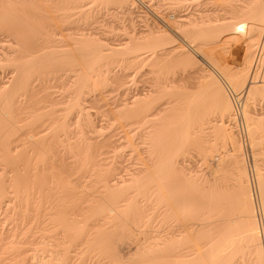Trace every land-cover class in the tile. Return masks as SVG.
<instances>
[{
	"label": "bare ground",
	"instance_id": "1",
	"mask_svg": "<svg viewBox=\"0 0 264 264\" xmlns=\"http://www.w3.org/2000/svg\"><path fill=\"white\" fill-rule=\"evenodd\" d=\"M162 1V3H165V0ZM169 1L171 0H168V2ZM178 1L176 2L180 3L182 1L183 3V1H189L191 4H194L196 0ZM208 1L218 8L217 11L212 10L211 12H205L204 14L201 13L202 15L198 14V16L200 15L199 17H197V15L194 13L196 15L195 18L192 14L191 16L193 18L187 17L188 19L186 20L184 17H186L187 14H185V16L182 15L184 16L182 19L180 18L182 17L181 15L179 17L178 13V15L175 14L176 10L178 9L173 11L174 14L169 12L171 14L169 18L168 13V15H166L167 18L162 17V15H156L158 11L155 13L154 10H152L154 8H152V6H154V0H0V39L2 38L1 42L3 39H8L5 42L6 45L3 43V47L0 52V55L3 58H0V62H5L9 66L11 65L13 69V71L10 72L11 76L8 77L9 79L7 78V81H0V155L5 162H3L4 167L0 168V197L2 198L4 195L12 194V196H16V198L14 197L15 200H18L19 198V201L17 202L16 200L17 203H14H20L19 206L16 205L19 207L20 211H23L20 213V215L24 214L25 220L27 219L26 221H28V225L27 223L26 225H30L28 227L29 229H27V227L25 229L22 226L21 228L19 227L20 230L24 229V234L26 231H31V229H33V226H31L32 222L29 224L30 221L36 222L46 220L49 224H52L53 222L55 223V217L57 218L60 216L63 218L62 221L64 223H66V221H70L76 226L75 228H77V230H74L79 233L78 235L85 236L84 243H86V246H89V244L91 245L92 243L94 244L93 248L95 247V250H103L101 252L98 250V252L100 255L104 252V256H106L107 260L109 261L102 264H124L122 263L124 260H118L112 252L113 249H111L112 245H110L111 243L109 241V232H107L110 230L105 228L107 224H104L105 226L103 225L104 228L99 224L94 226L91 225L93 227L89 228V212L90 215L94 217L100 213L106 212L108 214L106 218H110V220H122L123 224L125 219L123 220L122 215L125 213L128 215L129 213H133L136 215V217L139 216V206L134 198L129 199L128 197V201L125 203L126 205H120V202L124 204V200L127 199L122 197H125V194L128 190H133L135 192H138L139 190V193L140 191H143L141 194H147V192H150L148 190L149 188H147L149 185L152 186H150L151 191V188L156 186L157 189L153 190L158 191L157 195L159 199H163L160 201H164V203H162L163 206L168 202H170V204L173 206L172 201H174L175 204V200H177L176 198L178 195H181L179 194V191H181V184L178 186V188L176 187V189H173L172 186L171 188H168V186H165V184L167 185V183H169V186L173 185L175 183L174 179L178 178L179 175V178H183L184 176L185 178L187 177V180L183 178L182 181H188V184H182L186 186L189 185L187 189L191 188V193L189 192V194H185V197L188 195V204L190 206H195L194 204L196 203L198 204L196 206H199L198 209L195 206V208L192 210L189 209L190 207L187 205L190 211L192 210L197 213V215L194 214L195 216H192L194 217L193 220L195 218L197 219L196 221L191 219L193 221L192 223L188 217V220L190 221L186 220L188 221V223L185 222L186 227L190 225L195 227L194 229H192V227L190 230L187 229L186 231L188 235L185 234L187 236L184 237L183 235L182 237L185 242L192 244L194 242V247L193 245L190 246V244L189 247L187 246V248L191 250L190 253L188 255L183 254L184 256H180L178 255L179 253H177V250L182 246V243L179 244L181 240H179V238L182 234L178 236L179 238H177V240L171 238L170 236H167V238L166 236L164 238L159 236L160 238L157 237L156 239L152 237L153 239L151 238L150 240V238H146L144 236V240L140 242L141 244L137 245L139 247L136 246L137 248L135 249L134 253L129 256L132 260L134 259L133 261L136 260L135 264H264V247L261 240V227L259 220L257 219L258 213H260L262 215L264 224V112H261L259 116L253 114L254 104H256L258 100L264 99V67L262 69L255 70L254 72H249V69L251 70L252 67L251 63L253 62V55L256 46L264 34V0ZM196 2L198 3L200 1L197 0ZM155 3H157V1ZM142 6L145 8L146 14L148 12V14H150L153 18H151V21L146 23L145 30L137 32L135 29H133L135 21L134 19H136L134 16L136 15V10ZM150 15L147 16L149 17ZM148 19H150V17ZM115 21H118L122 24L120 31H122L123 37L120 38V36V40H117L118 42L115 44H110L106 42L101 36L105 34V32L107 33L112 29L117 30V28L114 29L113 25V22L115 23ZM125 23L128 25L127 27ZM106 27L111 29L107 31ZM106 35L105 37H107ZM173 36L176 38L184 37V40L182 39V41L186 42L187 48L184 46L186 50L182 47V49L180 48L179 50L177 47L175 48L170 45V43L173 42ZM240 37H242V39H240ZM237 42H240L239 46L237 48L233 47L234 43ZM140 51H149L150 54L148 53V55L141 57L143 54L140 53ZM129 55L131 57H129ZM116 56H118V59L119 57H122L123 59V56L132 58V64L130 62V65L132 66L133 64L134 66H138V61H145L151 58L152 61L150 63L153 64V67H156L157 70H155L158 72L159 76H161V74H166L164 80L162 76V79L159 76L157 79H155L153 88L148 91L147 94L137 96L127 103L124 101L125 104L122 105V109L119 111L122 114V117H129L136 121L135 123H146L151 120L149 119L150 117L154 116L152 123H150L151 125L148 124L150 126H147L146 128V132L143 131V134L140 133V138L148 141L147 144L150 146H148V153L146 152V154L149 156H147V158L144 160V166L140 168L141 170H135V172L129 175V179H114L112 174L107 171L109 173L108 177L109 175L110 177L109 180L104 181V191L93 194L91 191L87 190L85 186H81L80 196L83 197H78L79 199L76 200L79 201L80 199L85 198V201L84 199L82 201H84L83 203L86 205L85 207L81 208L80 213L78 211H73L74 209L68 212L69 214L65 213V220L63 214L59 215V203L67 201L68 198L75 197V195L77 198V196H79V193H77L79 190L73 188L72 186L70 187V183H67V181H65V184L67 183V185H65L66 189L62 188L64 189L62 191L59 188L64 177H62V175H64L65 171L62 169L60 162L52 157V154H48L47 150H49V147L44 145L46 141L44 138L48 133L51 135H56L60 129L63 130L65 128L64 126L66 123L64 122H66L67 119L65 120L64 118V122H62V124L59 122V125L57 122L61 120L57 121L54 118H56L55 112L57 114H61L62 116V112H64V115H66L67 112L65 111L67 110L65 109L64 111L62 109H57L59 111L57 112L56 109H54L55 107L53 108L52 106V108L55 110L54 111L51 108V105L47 106V103H41L44 102L42 100L46 99L45 97L48 96V92L46 93L47 96H45V91H43V88L45 90L46 86L44 84H41L40 87H38L40 84L37 85L39 90L43 91L44 96H42V94L39 95L35 90H32L35 87L34 86L32 88L33 85H30V83H32L31 80H33L32 76L35 73L38 74L39 72H41V75L45 73V76L51 73V71L57 73L60 71L59 64L65 68H60L61 70H66L65 66L69 65H71L70 68H73V66H79L78 71L80 73V77L77 80H74V82L77 81L75 86L72 84L73 88L77 86L75 89L76 91L70 86L72 88L71 90L75 94L73 93L74 96H71L72 100H69L70 102L68 101L69 104L67 103V106L69 107L68 109H77L76 107H78L79 110L84 111V107L82 108V103H80L82 102L80 101V98L84 96L82 95L84 88H92L91 90H96L101 85H107V80L111 79L112 82H115V77L117 78L118 75L115 73V75H111V73L108 72V69H110L108 67L110 66H107V60H110V58L112 59V57L114 58ZM197 57L200 58V67L196 65ZM234 57H238L237 59H239V62L241 61L242 67L239 66L236 70H231L230 68L232 62L230 63V61L233 60ZM127 59L128 58H126V60ZM112 60H115V58ZM104 62L107 64L105 65ZM146 62L149 64V61ZM0 65L2 66V63H0ZM103 65L106 66H104V72L101 70L103 69ZM193 65L195 67H199L197 70H200L202 74L200 75V73H197L196 75L199 74L200 76L193 77V71L191 72L190 70V74L186 70L188 72L187 74L189 75H185L186 67L188 66V68H192ZM176 66H179L181 69L184 68V75H182V72H180L182 73L181 75L178 73V68H176L178 72L174 71ZM119 67H121V65ZM171 68H173L172 71L178 73V75L173 73L175 77L180 75V79H178L180 80L179 84L174 85L177 83L174 81L176 80L174 78H172L173 80H169L171 75L169 78H166L169 76V72L168 74L161 73L162 71L165 72L164 70L171 71ZM45 69L52 70L46 74V72L49 70L44 71ZM121 71H119V73ZM156 71L154 72L157 73ZM107 73H110L111 77L113 75L115 77L110 78V75L108 74V76ZM44 75L42 76L44 77ZM65 77H62V79ZM120 79L118 80L121 81ZM162 80L163 82H161ZM44 81H47L45 80V77L44 80L42 79V83ZM170 81L173 82L171 83ZM239 88V93H235V90ZM243 90H245V93L243 95V102L241 103L240 96L235 98L234 95H239ZM41 91L40 93H42ZM18 92L21 93L20 95H23V93L25 94L26 99L24 101L22 100L21 102V100L18 101L16 99V94ZM48 97L50 99L52 98L50 93ZM162 98L165 99L163 100ZM47 100H45V102ZM51 101L52 102L49 100V104L55 103V101L53 102V99ZM235 103L240 106L245 142L248 140L247 144L249 146L250 152L252 153L253 168H251V171H249L248 166L246 167L247 160L245 149L242 150L239 140H235V132L237 130V119L234 106ZM77 111L78 110H76V112ZM69 115L71 116V114ZM79 115L85 117L86 113H79ZM44 116H50L47 117V121L51 123H46V125L50 124L47 126V129L50 128V130H47L48 132L45 131L46 129L44 128V125V129L42 126H37L35 128V126L43 120ZM60 117L58 116L57 118L59 119ZM51 118L53 119L51 120ZM42 122L45 123L44 120ZM55 122L58 124V127H56L57 125H55ZM88 125L91 126L89 122H87V127ZM44 131L46 132V136ZM165 134H173V136L171 135L170 139L169 136H167L168 141L170 140L169 142L166 140V138L163 139ZM214 134H216V136H218L222 141H225L226 139L232 141V150L228 152L227 155H225V158L219 162L218 168L216 170V173L221 177L220 180H224L226 182L225 185H220V183L217 181L210 182L205 177H202V175L194 174V176H192L190 174L191 172L188 175L185 174V166L183 167V164H181L182 162H178L176 160L179 155L176 156L177 154L175 155L172 153H176L177 151V153L179 152V154H181L180 150H182L189 141H195V143H197L199 146H204V149L202 147L200 148L201 152L204 150L203 155H206V153L211 151L212 148H215L214 144H210V139L212 135L214 136ZM53 138H55V136H53ZM53 138L51 140L49 138L50 143L53 141ZM164 140L167 141V146L170 147H167L166 149L162 144L163 146L161 145L162 148L159 150V147L157 146H159L162 141V143H166ZM77 141L88 143V140L83 141V138L82 140ZM93 143H91L90 146L89 143L85 144L87 146L86 149L88 148L87 150L90 152L92 149L90 150L89 148H91ZM94 145L95 144H93V146ZM222 146L224 145L222 144ZM243 146L245 148V144H243ZM150 148H155L156 150L158 149L157 152L160 151L161 153L163 148L166 149L167 151H163V153L166 151V155L164 156L165 158L161 157L160 159L159 156L156 159L153 154L155 153L154 155H156L159 153L153 152ZM87 150H84L83 152L85 155H87V153L88 155L94 154L86 152ZM161 153L160 155L162 156ZM86 158H89L86 159V161L94 160L91 156ZM87 164L88 161L85 165ZM141 165H143V163ZM180 175L183 176L180 177ZM8 176L9 180L5 179V177L7 178ZM250 176H253L252 178L254 179L257 188L258 193H256L258 194L257 196L259 199V204H256L257 201H255L256 199L251 186L252 184L250 183ZM172 177H174V179H172ZM168 179L171 182L173 180V184H171V182H167ZM6 180L8 184L5 182ZM66 180H68V178ZM110 182L112 183L110 184ZM186 186L181 187L184 189ZM77 187H79V185ZM144 188H147L148 191H146ZM186 192L188 193V191ZM153 194L154 193H152V195ZM181 198L183 199L184 195ZM132 199L135 201L133 202ZM159 199L157 198V201L155 200L156 203ZM71 200H73V198ZM75 202L73 201V203ZM161 202H158V208L162 206ZM184 204V206H186V202ZM257 205H259V212L257 211ZM167 206L168 205H166V207ZM176 206L178 205H175V207ZM182 206H178V209L175 207H170L171 213L173 214H171L172 218H175L176 215H178L179 218L180 215L184 214V211L187 212V207ZM193 206H191V208ZM157 207L156 210H158ZM182 208H186V210L184 209L183 211ZM181 210L183 214H180ZM168 211V209L167 211L166 209L161 211L160 216L163 215L164 217L165 215V217L169 216L171 218L169 215L170 212ZM192 211L191 214L193 215L194 212L192 213ZM165 212H167L168 215ZM86 213H88V216ZM14 215H16V213ZM132 215H130V219H132ZM18 216L19 215H17V217ZM70 216H72V218ZM78 216L81 217V219H78ZM60 217H58V219ZM24 218L22 219L24 220ZM125 218L127 219L126 216ZM128 219L127 221H131ZM23 220L21 221L23 222ZM133 221L135 222V219ZM22 222L20 223L22 224ZM120 222L119 224H121ZM189 222L191 223L189 224ZM36 223L39 225L38 222ZM160 223H163V221H160ZM109 224L111 225L112 223ZM176 225H179V223ZM176 225L174 224V226ZM50 226L52 225H49V227ZM113 226H115V224ZM36 227L37 226H35V228ZM122 227L124 228V225H122ZM53 228L56 229L57 226L54 225ZM108 228L110 229V227ZM115 228H117V226ZM47 229L49 228L42 230L48 231ZM20 230H18V232ZM140 230L138 231L140 233H145L146 231L141 230L143 231L141 232ZM16 231L13 232L12 230L13 234L10 232L9 235H7L8 232L6 231L7 234L5 233V235L7 236L5 237L7 240H9L7 241L5 239L6 247L1 246L0 254L3 250V254H5V252L10 254V252L14 251L18 252L16 254L19 256L22 253L21 250L24 249L22 248L23 243L20 242L21 244L19 245V241H15L14 239L10 238L17 234ZM23 231H20L22 235H24L22 233ZM14 233L16 234L14 235ZM1 234H3V237H0L3 239L0 238V242H3L1 240H4L5 238L4 233L1 232L0 235ZM110 235L113 234L110 233ZM39 238L41 239L38 242L42 243L41 241H43V237ZM19 239L20 238H18V240ZM62 240L65 239L63 238ZM25 241L26 240H24V242ZM173 241H176V244ZM169 242L171 243L169 244ZM172 242L175 244L174 246ZM26 244L27 243H25V245ZM176 245L181 246L177 248L178 246ZM88 248L89 250H93L92 246L87 247V250ZM35 249L38 248L35 247ZM35 249H33L34 251L32 249H25V251H23L25 254L23 255L22 253L24 256L23 259L21 258L22 256L16 258L22 259L20 261L18 260V263L26 264V254L31 251L34 252L32 253L33 256H31V258H36V264L56 263L54 262L56 261L55 256L53 258L54 253L50 252L51 250L48 251V254H46L47 256H44L43 253L37 256L36 254L38 251ZM43 252L46 253V251ZM174 252L177 253L178 256H175ZM83 253L85 252L83 251ZM99 253L96 255L100 256ZM6 258H9V256ZM138 258L140 262H137ZM131 259L130 261H132ZM63 260L64 259H62V261ZM15 261L17 262V260ZM62 261L61 264H65L62 263ZM1 263L2 261H0V264ZM125 263L127 262L125 261ZM57 264H59V262ZM71 264L82 263L80 260H78V262H73ZM132 264H134V262Z\"/></svg>",
	"mask_w": 264,
	"mask_h": 264
},
{
	"label": "rangeland",
	"instance_id": "2",
	"mask_svg": "<svg viewBox=\"0 0 264 264\" xmlns=\"http://www.w3.org/2000/svg\"><path fill=\"white\" fill-rule=\"evenodd\" d=\"M157 1V3H155ZM167 1V2H166ZM172 1V2H171ZM171 1H169L168 2V0H165V3H162L163 1L162 0H154V6H152V10H154V12L155 13H157V11H158V13L156 14V15H162V17H164V18H167V16L166 15H168L169 14V16H168V18L170 17V13H172V14H174V12L173 11H175L176 9H178V10H176V12H175V14H179V17H180V15L182 16V15H184L185 16V14H187L186 15V17H184V16H182V17H180L181 19L184 17L186 20L188 19L187 17H191V18H195L196 17V15H197V17H199L200 15H202V14H204L205 12H211L212 10L214 11V10H216L217 11V7L216 6H214L213 4H211V3H209L210 1H205V0H199L200 2H194V4H191L189 1H185L186 2V4H185V2L183 1V3H182V1L180 2L181 3V6H180V3H178L179 1L178 0H171ZM176 1H178V2H176ZM160 2V3H159ZM175 2V3H174ZM189 4H188V3ZM206 2H208V3H206ZM170 3H171V5H170ZM178 4V8H177V4ZM206 3V4H205ZM166 4V5H165ZM196 4V5H195ZM203 4V5H202ZM188 5V6H187ZM212 7H211V6ZM139 6V5H138ZM157 6V7H156ZM163 6V7H162ZM184 6V7H183ZM195 6V7H194ZM210 6V7H209ZM143 7V6H142ZM140 7V8H138L137 10H136V15L134 16L136 19H134L135 21H134V28L133 29H135V31H139V32H141V31H143V30H145L146 28V23L147 22H149V21H151V18H153V17H151V15L150 14H148V12H147V14H146V10H145V8L143 7ZM215 7V8H214ZM158 8V9H157ZM168 8V9H167ZM171 8V9H170ZM180 8V9H179ZM183 8V9H182ZM196 8H197V10H196ZM199 8V9H198ZM211 8V9H210ZM213 8V9H212ZM163 11H162V10ZM173 9V10H172ZM204 9H206V10H204ZM208 9V10H207ZM141 10V11H140ZM156 10V11H155ZM167 10H168V12H167ZM181 10V11H180ZM190 10V11H189ZM178 11V12H177ZM188 11V12H187ZM193 11V12H192ZM166 12V13H165ZM170 12V13H169ZM182 12H184V13H182ZM137 13H139V14H137ZM168 13V14H167ZM196 15H195V14ZM202 13V14H201ZM163 14H164V16H163ZM177 14V15H178ZM193 14V17L191 16ZM198 14H200L199 16H198ZM140 17H138V16ZM144 15V16H143ZM146 15V16H145ZM147 15H150L149 17H150V19H148L149 17L147 16ZM195 15V16H194ZM137 17H138V20H137ZM147 18V19H146ZM146 19V20H145ZM138 21V22H137ZM142 21V22H141ZM140 24V25H139ZM113 25H114V29H116L117 28V30H113V32H112V30H110L111 28H108V27H106L105 29L107 30V31H109V32H105V34H103L101 37H103L104 39H105V41L106 42H108V43H110V44H115L116 42H118L119 40H120V38H122L123 37V34H122V31H120V28H121V26H122V24L121 23H119L118 21H115V23L113 22ZM125 25H126V23H125ZM139 25V26H138ZM144 25V26H143ZM116 26V27H115ZM128 25H126V27H127ZM129 30H131V29H129ZM116 31V32H115ZM111 32V33H110ZM117 33H119V34H117ZM107 34V35H106ZM111 34V35H110ZM105 35L107 36V37H105ZM115 35V36H114ZM121 36V37H120ZM120 37V38H119ZM184 38V37H183ZM183 38H176V37H174L173 36V39H172V41L173 42H171L170 43V45L172 46V47H177L179 50H180V48L182 47V48H185L184 46H186V42L185 41H182V39ZM114 39V40H113ZM240 39H242V37H240ZM1 40H2V38L0 39V52H1V49H2V47H3V43H4V45H6V41L8 40V39H3V41L1 42ZM118 40V41H117ZM184 40V39H183ZM113 41V42H112ZM178 41V42H177ZM7 44H8V42H7ZM9 44H10V42H9ZM175 46H174V45ZM239 44H240V42H237V43H234V45H233V47H235V48H237L238 46H239ZM2 45V46H1ZM183 45V46H182ZM181 48V49H182ZM186 48H187V46H186ZM186 48H185V50H186ZM147 52V53H146ZM140 53H142L143 55H141V57L142 56H146V55H148V53L150 54V52L149 51H145V52H143V51H140ZM118 56H116V57H114L115 58V60H112V59H114L113 57H112V59L110 58V60H107L108 62V64H107V66L109 65L110 67H108V68H110V69H108L109 71L108 72H110L111 73V75L112 74H117L118 76H117V78L118 79H120V78H122V79H120L121 81H119L114 75L112 76V77H115V80L114 79H112V80H114L115 82H112L111 81V79L110 78H112L111 77V75H110V73H107V75L109 74L110 75V78H108V79H110V80H107L106 82H108L107 83V85L105 84V85H101L98 89H96V90H91V89H88V88H84L83 89V94L82 95H84L83 97H82V95H81V97L82 98H80V101H82V102H80V103H82L81 104V107L83 108L84 107V111H82V110H79L78 109V107H76L77 109H75V108H73V109H68L69 107L67 106L69 103H68V101L70 100H72L71 99V96H74V92L71 90L73 87H72V84H74L73 86H75L76 85V82H74V80H77L79 77H80V73H79V71H78V68H79V66H73V68H70V66L71 65H69V66H65L66 67V70H64L65 68L64 67H62L61 66V64H59V67L60 68H64V69H60L59 67H57V68H59V72H57V73H54L53 71H51V70H49V69H45L44 71H48V72H46V74L47 73H49L50 71H51V73H49V74H47L46 76L44 75V74H42V75H44V77H45V80H47L46 82L44 81L43 83H42V79L44 80V77L41 75V72H39L38 74L37 73H35L32 77V79L33 80H31V82L32 83H30V85L32 84L33 86H32V88L34 87V89H32V90H35L36 92H37V94H42V96H44V94H43V91H45L44 93H45V96H49V93H50V95H51V99L48 97H45L46 99H43L42 101H44V102H41V103H47V106L48 105H51V108H52V106H53V108L54 109H56V111L57 112H59L58 110H64L65 111V109L67 110V111H65V112H67L68 113V115H67V113H66V115H64L65 113L64 112H62L63 113V117L61 116V114H57L56 112H55V115H56V118H54L55 120H61V121H56L58 124H59V122H60V124H62V122H64V118H65V120H66V122H64V123H66V125L64 126L65 128L63 129V130H61L60 129V131H58L57 133H56V135L55 134H53V135H51V134H49V136H48V134H47V136H46V132L45 131H47V130H50V128H48L47 129V126L48 125H50V124H47L46 125V123H48L49 121H47L48 120V118L47 117H50V116H44L43 117V120L45 121V123H43L42 121H40V123L39 124H37L36 126H35V128L37 127V126H39V127H41L42 126V128L44 127L46 130L44 131V134H45V143H44V145L46 146L47 145V147H49V150H47V152H48V154H52L51 156L52 157H54L56 160H58L59 162H60V164H61V166H62V169L65 171V173H64V175H62V177H63V181L61 182V184H60V189L63 191L64 189H66V186L65 185H67V183H70V187L72 186L73 188H76V189H78L79 190V192H77V193H79V196H77V198H76V195H75V197H70V198H68L67 199V201H64V202H60L59 203V206H60V214L59 215H61V214H63L64 215V219H65V213L66 214H69L68 212H70V211H72L73 209V211H75V212H79L80 213V211H81V208H83V207H85V205L86 204H84L83 202L85 201V198H83L84 199V201H82L83 199H80L79 201L78 200H76V199H79L80 197H83V196H80V190H81V186H85L86 187V189L87 190H89V191H91V193H93V194H97V193H99V192H101V191H104V181H107V180H109V177H110V175H109V177H108V174L110 173V174H112V177L115 179V178H119V180H125V179H129L130 177H129V175L130 174H132L133 172H135V170L137 171L138 169L139 170H141L140 168H142L143 166H144V160L147 158V156H149L148 154H146V152L148 153V149H149V145L147 144V142L148 141H145L143 138H140L141 136V134H143L144 132L143 131H145L146 132V128H147V126H150L151 124L150 123H152V119L154 118V116H152V117H150L149 119H151L150 121H148V122H138V123H135L136 121H134L133 119H131V118H129V117H127V118H124V117H122V114L119 112L121 109H122V105H124L125 103H124V101L127 103V102H130L133 98H135V97H137V96H141V95H144V94H147L148 93V91H150L152 88H153V86H154V84H155V79H157L158 78V76H159V74H158V72L156 71L157 69H156V67L154 66L153 67V64L152 63H150L151 61H152V59L151 58H149V59H151V60H149V59H147V60H145V61H138V66H134V64H133V66L132 65H130V62H131V64H132V58H129V57H131L130 55H129V57L127 56V57H125V56H123L124 58L122 59V57H119V59L117 58ZM150 57H152V56H150ZM0 58L2 59L3 57L0 55ZM126 58H128L127 60H126ZM196 58V57H195ZM238 57H234V63H233V60H231L230 61V63H231V70H236L239 66L240 67H242V63H241V61L239 62V59H237ZM118 59V60H117ZM121 59V60H120ZM120 60V61H119ZM198 60H199V63H198ZM110 61V62H109ZM117 61V62H116ZM146 61H149V64H147V62ZM116 64H115V63ZM121 62V63H120ZM141 62H143V63H141ZM196 65L197 66H201L200 64H201V62H200V58L199 57H197V59H196ZM0 63H2V66L0 65V81L2 82H5V81H7L9 78L8 77H10L11 76V74H10V72H12L13 71V69H12V66L10 65H8L7 63H5V62H0ZM103 63V62H102ZM102 63H101V65H102ZM129 65H128V64ZM241 63V64H240ZM104 64H105V62H104ZM105 64V65H106ZM111 64V65H110ZM121 65V67H119L120 65ZM123 64V65H122ZM146 64V65H145ZM151 64H152V66H151ZM252 64V63H251ZM3 65H4V67H3ZM6 65V66H5ZM105 65H103V69H101L103 72H104V70H105V68H104V66ZM116 65V66H115ZM119 65V66H118ZM127 65V66H126ZM137 65V64H136ZM112 66V67H111ZM131 66V67H130ZM142 66H143V68H142ZM172 66H174V65H172ZM195 67L194 65H193V67L191 68V67H189L188 68V66L186 67V69H185V71L187 70L188 72H189V74H190V71L192 72L193 71V74H192V76L193 77H198V76H200L202 73H201V71L200 70H197V68H199V67ZM101 67V66H100ZM106 67V66H105ZM126 67V68H125ZM136 67V68H135ZM147 67H148V69H147ZM112 68V69H111ZM121 68V69H120ZM124 68V69H123ZM129 68H130V70H131V68H132V70L130 71L129 70ZM134 68V69H133ZM151 68V69H150ZM154 68V69H153ZM176 68H178L179 70V72L176 70ZM191 68V69H190ZM195 68V69H194ZM54 69H56V68H54ZM53 69V70H54ZM73 69V70H72ZM107 69V68H106ZM156 69V70H155ZM192 69H194V70H192ZM76 70V71H75ZM117 70V71H116ZM121 70H123V71H121ZM130 72H129V71ZM151 70H153V71H151ZM171 71L173 70V68H171L170 69ZM180 70H182V71H180ZM190 70V71H189ZM197 72H196V71ZM55 71V70H54ZM75 71V72H74ZM107 71V70H106ZM105 71V72H106ZM114 71V72H113ZM119 71H121L120 73H119ZM126 71H128V72H126ZM146 71V72H145ZM154 71H156L157 73H155ZM165 72H161V73H167L168 74V72L170 73L169 74V76L168 77H166V78H169L170 77V75H171V77L169 78V80L171 79V80H173L172 78H174V79H176V80H174L175 82H177V83H173L174 85H176V84H179L180 83V80H178V79H180V75L182 74V75H184V68H180L179 66H176L175 67V69H174V71H177L180 75L179 76H174L173 75V73H176L177 75H178V73L177 72H174V71H169V70H164ZM167 71V72H166ZM186 71V74L185 75H189V74H187L188 72ZM196 73H195V72ZM43 72V71H42ZM54 74H53V73ZM70 72V73H69ZM124 72H126V73H124ZM150 72H152V73H150ZM180 72H182V73H180ZM249 72H251V70L249 69ZM119 73V74H118ZM154 73H155V75H154ZM160 73V74H161ZM195 73V74H194ZM197 73H200V75L198 74V75H196ZM70 74V75H69ZM105 74V73H104ZM157 74V75H156ZM175 74V75H176ZM42 77H41V76ZM60 75V76H59ZM73 75V76H72ZM76 75V76H75ZM106 75V76H107ZM108 75V76H109ZM119 75H120V77H119ZM122 75V76H121ZM139 75V76H138ZM152 75H154V76H152ZM164 75V76H163ZM165 75L166 74H161V76L163 77V80H164V77H165ZM173 75V76H172ZM47 76H49V77H47ZM67 78H66V77ZM76 78H75V77ZM107 76V77H108ZM157 76V77H156ZM161 76H159V77H161ZM40 77H41V80H40ZM56 77V78H55ZM62 77H65V78H63L62 79ZM162 77H161V79H162ZM182 77V76H181ZM2 78V79H1ZM8 78V79H7ZM54 78V79H53ZM60 78V79H59ZM69 79V80H68ZM72 79V80H71ZM163 80L161 81V82H163ZM119 81V82H118ZM179 81V82H178ZM68 84H67V83ZM70 82H72V83H70ZM123 82V83H122ZM126 82V83H125ZM171 82V81H170ZM173 82V81H172ZM171 82V83H172ZM131 83V84H130ZM135 83V84H134ZM40 84V85H39ZM41 84H44L46 87H45V90H44V88H43V91H41V90H39V88L38 87H40L41 86ZM71 84V85H70ZM123 84V85H122ZM37 85H39L38 87H37ZM69 85V86H68ZM72 88H71V87ZM135 86V87H134ZM77 87V86H76ZM76 87L75 88H73L74 90L76 89ZM104 87V88H103ZM37 90H36V89ZM95 89V88H94ZM47 90V91H46ZM40 91L42 92V93H40ZM76 91V90H75ZM100 91V92H99ZM234 91V90H233ZM239 91H240V88L239 89H237V90H235V93H239ZM48 92V94L46 95V93ZM78 92V91H77ZM91 92V93H90ZM19 93V94H18ZM17 94H16V99L18 100V101H20L21 100V102H22V100L24 101L26 98V96H25V94L23 93V95H20L21 93L20 92H18ZM74 93V94H73ZM122 93H124V94H122ZM138 93V94H137ZM244 93H245V90H243L242 91V93H240L239 95H240V101H241V103L243 102V95H244ZM19 95V96H18ZM241 95H242V97H241ZM124 96V97H123ZM118 97V98H117ZM44 98V97H43ZM67 98V99H66ZM70 98V99H69ZM73 98V97H72ZM47 99H49L50 100V102H52L51 100L53 99V102L55 101V103L53 104H49L50 102H49V100H47ZM163 100L165 99V98H162ZM45 100H47L46 102H45ZM69 101V102H70ZM68 103V104H67ZM43 104H41V105H43ZM52 108V109H53ZM53 109V110H54ZM58 109V110H57ZM76 110H78L77 112H76ZM55 111V110H54ZM72 111V112H71ZM70 112V113H69ZM84 112V113H83ZM261 112H264V99L262 100V99H260V100H258L257 102H256V104H254V108H253V114L254 115H257V116H259V114L261 113ZM61 113V112H60ZM79 113H82V114H85L86 113V115H85V117H83V116H80L79 115ZM258 113V114H257ZM69 114H71V116L69 115ZM17 115V114H16ZM61 118H57L58 116ZM253 115V116H254ZM64 116H66V117H64ZM52 117V116H51ZM53 118H51V120L53 119ZM62 118H63V121H62ZM50 120V119H49ZM89 122L90 124H91V126L90 125H88V127H87V122ZM42 122V123H41ZM55 122V123H56ZM49 123H51V122H49ZM55 124V125H57L56 127H58V124ZM59 124V125H60ZM86 124V125H85ZM148 124H150V125H148ZM44 125V126H43ZM55 125H53V126H55ZM142 128H141V127ZM43 128V129H44ZM28 129V128H27ZM142 129V130H141ZM48 132V131H47ZM51 133V132H50ZM141 133V134H140ZM147 133H149V132H147ZM237 134V135H236ZM172 136H173V134H171ZM171 135L170 134H165L164 136L165 137H163V139H165L166 138V140L168 141V137L167 136H169V139H170V137H171ZM53 136H55V138H53ZM143 136V135H142ZM49 138H50V140L53 138V141L50 143L49 141ZM82 138H83V141H87L88 140V143H89V146H90V144L91 143H93V144H95L94 146H93V144H92V146H91V148H89L90 150H91V152L90 151H88L87 149H86V145L85 144H88L87 142H78L77 140H82ZM54 139H55V141H54ZM57 139V140H56ZM86 139V140H85ZM144 141H143V140ZM237 139V141L239 140V142L241 143V148H242V150H244L245 149V153H246V162H247V165H246V167L248 166V169H249V171H251V168H253V161H252V153L250 152V149H249V146H248V144H247V142H248V140L245 142V135H244V140H243V137H242V135H241V133H239L237 130H236V132H235V140ZM166 140H164V141H166ZM58 141V142H57ZM167 141H166V143H162L161 142V144H159V146H157V147H159L158 149L159 150H161V148H162V146L164 145V148H166L167 149ZM170 141V140H169ZM168 141V142H169ZM49 142V143H48ZM80 143H82V144H80ZM163 144V145H162ZM210 144H214L215 145V148H212V150L211 151H209V152H207L206 153V155H203L204 153H203V151L201 152V148L200 147H202L203 149H204V146H199L197 143H195V141H189L185 146H184V148L183 149H185V150H180V153L181 154H179V152L177 153V151H176V153L175 152H172V153H174L176 156H178L177 158H176V160L178 161V162H182L181 164H183V167L185 168V174H189L190 172V174L192 175V176H194V174L195 175H202V177H205L208 181H210V182H214V181H217L218 183H220V185L222 184V185H225L226 184V182L224 181V180H220V176H219V174H217L216 173V170H217V168H218V164H219V162L223 159V158H225V155H227V153L228 152H230L231 150H232V141L231 140H225V141H222L218 136H216V134H214V136L212 135V137H211V139H210ZM222 144L224 145V146H222ZM243 144H245V148H244V146H243ZM58 145V146H57ZM82 145H84V146H82ZM99 145V146H98ZM146 145V146H145ZM162 145V146H161ZM165 145H166V147H165ZM170 145V144H169ZM149 146V147H148ZM60 147V148H59ZM83 147V148H82ZM94 147H96V148H94ZM156 147V148H157ZM170 147V146H169ZM168 147V148H169ZM162 149V153L159 151V152H157V150L155 149V148H150V149H152V151L153 152H156V153H159V154H156V155H154L153 154V156H155L156 157V159H157V157H159L160 156V159H161V157L163 158L165 155H166V149ZM50 149H51V151H50ZM55 149H56V151H55ZM87 150L86 152H89L90 154L92 153H94L93 155H88V153H87V155H85L83 152H84V150ZM154 149V150H153ZM156 150V151H155ZM164 150H166L164 153H163V151ZM50 151V152H49ZM94 151V152H93ZM173 151H175V150H173ZM58 154H57V153ZM85 152V153H86ZM160 153L162 154V156L160 155ZM184 154V155H183ZM55 155V156H54ZM58 156V157H57ZM60 156V157H59ZM88 157V156H91L92 158V160L93 161H89V160H87L88 161V164L87 165H85L86 163H87V161H86V159H89V158H86V157ZM172 156H174V155H172ZM175 156V157H176ZM2 156L0 155V168H3L4 167V161H3V159L1 158ZM80 157H82V158H80ZM84 157H85V159H84ZM96 157V158H95ZM60 158H62V159H60ZM165 158V157H164ZM80 160H83V161H80ZM142 160V161H141ZM86 161V162H85ZM4 162V163H3ZM62 162V163H61ZM83 162H85V163H83ZM143 163V165H141ZM84 165V166H83ZM112 167H111V166ZM99 166V167H98ZM111 168H110V167ZM64 167V168H63ZM109 168V169H108ZM183 168V169H184ZM187 169V170H186ZM107 171H109V173L107 172ZM66 172H67V175H66ZM1 173V172H0ZM9 175V174H8ZM69 175V176H68ZM251 175H252V173H251ZM66 176V177H65ZM114 176H116V177H114ZM183 175H180V177H182ZM175 177H177V176H175ZM253 176H250V183L252 184L251 186H252V189H253V193H254V197H255V201H257V203L256 204H259L258 202H259V199H258V192H257V188H256V185H255V182H254V179L252 178ZM68 178V180H66ZM70 178V179H69ZM184 179H186L185 178V176L183 177ZM183 178H179V175H178V178H175L174 179V177H172V179H174V181H175V183L173 184L172 182H174L173 180H172V182L169 180H167V182H171V184H173V185H168L169 183H167V185L165 184V186H168V188H171V186H172V188L174 189H176V187L178 188V186H180V184H181V186H183V187H185L186 185H184V184H188V181H185L184 182V180L182 181V179ZM5 179H7V180H9V176L6 178L5 177ZM7 180L5 181L6 183H7ZM187 180V179H186ZM65 181H67V183L65 184ZM72 181V182H71ZM64 182V183H63ZM63 183V184H62ZM112 182H110V184H111ZM182 183H184V184H182ZM8 184V183H7ZM6 184V185H7ZM72 184V185H71ZM74 184H76V185H74ZM176 184V185H175ZM64 185V186H63ZM79 185V187H77ZM150 186L151 185H149V187H147V188H149L148 190L150 191V192H147V194L146 193H143V194H141L143 191H140V193H139V190H138V192H135V191H133V190H128L127 191V193L125 194V197H122V198H134L136 201H137V203H138V206H139V216H137L136 217V215H134L133 213V215L136 217H134L131 213H129V215L128 214H124V215H122L123 217V224H122V220H120L119 221V219L118 220H110V218L108 219V218H106V216L108 215L106 212H104V213H100L99 215H96L95 217L94 216H91L90 215V212H89V216L90 217H93V218H90V217H88L89 219H88V223H90L89 224V228H91V227H93L94 225H96V224H99V225H104V224H107L106 226H105V228H107L108 230H110V231H107V229H106V231L107 232H109V241H110V245H112L111 246V249H113V253H114V255H115V257L118 259V260H124V262L122 261V263H124V264H132L133 262H134V264H135V262H136V260L135 261H133L132 259H131V257H129V256H131V254H133L134 253V251H135V249L137 248V247H139V246H137V245H139V244H141L140 242L141 241H143L144 239V236L146 237V238H150V240H151V238L153 237L154 239H156L157 237L158 238H160L159 236H161L162 238H164L165 236H166V238H167V236H170L171 238H174V239H176L177 240V238H179L178 236H180L181 234V236H180V238H179V240H180V242H179V244H181L180 246H181V248H179L180 246H178V245H176V246H178L177 248H179L178 250H177V248H176V250L178 251H175V252H177V253H179L178 255H180V256H184L183 254H186V255H188L189 253H190V249H188L187 248V246L189 247V245L190 246H192L193 244H195L194 242H193V244L192 243H189V242H185L184 240H183V235H184V237L185 236H187L188 235V233H187V229H191V227H192V229H194V227L195 226H193V225H190V226H187L186 227V224H185V222H187L188 223V221H190L191 219L193 220V218L194 217H192V216H195V215H197V213H195V211H192L193 210V208H195V206L196 205H198V204H194V203H192V204H194L195 206H193V205H191V206H193L192 208H191V206L188 204V202H187V196L185 197V194H189V192L191 193V188L190 189H187L188 188V186H186V188H182L181 186H180V188H181V191L183 192H181V191H179L180 193L179 194H181L180 196L178 195V197L176 198L177 200H175V204H174V201H172L171 203L173 204V206L170 204V202H166L167 204H164V206L166 207V205H168L167 207H169L170 205V207L172 208V207H175V205H178L179 207H181L182 205V207H187V205H188V207H190L189 209H192L191 211H192V213H193V215L191 214V211L188 209V207H187V212L189 213V215H188V213L187 212H185L184 211V209L186 210V208H182L183 209V211H184V214H183V212H182V210H181V212H180V214H183V215H180V217L178 218V215H176V217L178 218H174V220H173V218H172V213H171V208L169 209V208H165L164 206H163V204L162 203H164V201L163 202H161L160 200H163V199H159V197H158V195H157V193H158V191L156 190H153V189H157L156 188V186H154L153 188H151L152 189V191L150 190ZM152 187V186H151ZM7 188H8V186H7ZM62 188H64V189H62ZM140 188V187H139ZM147 188H144L146 191H148L147 190ZM183 189V190H182ZM186 189V190H185ZM142 190H143V187H142ZM75 191H77V190H75ZM153 191H155V192H153ZM186 191H188V193L186 192ZM257 192V193H256ZM152 193H154L153 195H152ZM149 194V195H148ZM152 196H151V195ZM155 194H156V199H155ZM184 195V198L182 199L181 197ZM10 196V197H9ZM146 196V197H145ZM151 196V197H150ZM14 197L16 198V196H12V194L11 195H4V197H0V219L2 220H0V233L2 232V233H4V237L5 236H7V235H9V233L11 232L12 234H13V232L14 231H16V233L18 234V236H17V234L16 233H14V235L15 236H12V237H10L11 239H14L15 241H19V245L21 244V243H23L22 244V248H24V249H22L21 250V252L23 253V251H25V249H27V250H33V249H35V247L36 248H38V249H35V250H37L38 252H37V256L38 255H41V253H43V255L44 256H47L46 254H48V251H50V252H53L54 253V255H53V258H54V256H55V259H56V261H54V262H56L55 264H57L58 262H59V264H61V261H62V259H64L63 261H62V263H65V264H71V263H73V262H78V260H80L81 261V263L82 264H102V263H106V262H108L109 260H107V257L106 256H104V252L100 255V253L98 252V250L100 251V249H96L95 250V247L93 248V246H94V244H92L91 243V245L89 244V246H86V243H84L85 241H84V239H85V236L84 235H78L79 233L76 231L77 230V228H75L76 226L74 225V224H72V222H70V221H66V223H64L62 220H63V218H61L60 216H58V217H60L59 219H58V217L56 218L55 217V223L53 222L52 224H49L48 223V221H46V220H43V221H36V222H38L39 223V225L35 222V221H30L29 222V224L32 222V225L31 226H33L32 228L33 229H31V231L29 230V231H26L25 232V234H24V229L27 227V229H29L28 227L30 226H27L28 225V221H26L25 220V216H24V214H21L20 215V213H22L23 211L21 210H19V204H16L18 201H19V198H18V200H17V202H16V200L14 199ZM79 197V198H78ZM151 198V199H149V198ZM154 197V198H153ZM73 198V200H71ZM128 198L126 199V200H124L123 202H124V204L122 203V202H120L119 204L120 205H123V206H125L126 204L125 203H127L126 201H128ZM157 198L159 199L158 200V202H161V204H162V206H161V204H160V208H158L157 207V205L159 206V203L157 204L156 203V201H157ZM185 198H186V200H185ZM11 199V200H10ZM258 199V200H257ZM133 200V199H132ZM135 200H133V202L135 201ZM156 200V201H155ZM180 200V201H179ZM182 200V201H181ZM184 200V201H183ZM3 201V202H2ZM73 201L75 202V201H77V202H75V203H73ZM13 202V203H12ZM14 202H16V203H14ZM71 202V203H70ZM186 202V206H184L185 203ZM10 203V204H9ZM74 204V206H73V204ZM176 203H178V204H176ZM179 203H181V204H179ZM191 204V203H190ZM10 205V206H9ZM16 205H18V206H16ZM80 205H82V206H80ZM119 205V206H120ZM150 205V206H149ZM178 206H176L175 208H177ZM259 205H257V211L259 212V207H258ZM11 207V208H10ZM14 207V208H13ZM17 207V208H16ZM156 207L158 208V210H156ZM164 207V208H163ZM178 207V208H179ZM197 207V206H196ZM199 207V206H198ZM198 207H197V209H198ZM10 208V209H9ZM64 208V209H63ZM177 208V209H178ZM4 209H6V210H4ZM16 209V210H15ZM62 209H63V211H62ZM123 209V208H122ZM166 209V211H167V209L169 210L168 212H170L169 213V215L171 216V218L169 217V216H167V217H165V215H164V217H163V215L162 216H160V212L161 211H164ZM156 211V212H154V211ZM15 211V212H14ZM158 211H159V213H158ZM190 211V212H189ZM199 211V210H198ZM197 211V212H198ZM19 214H18V213ZM16 213V215H14ZM124 213V212H123ZM122 213V214H123ZM153 213V214H152ZM155 213V214H154ZM166 214H167V212H165ZM187 213V214H186ZM8 214H10V215H8ZM87 214V216H88V213H86ZM159 214V215H158ZM172 214V215H171ZM195 214V215H194ZM17 215H19L18 217H17ZM58 215V214H57ZM56 215V216H57ZM93 215V214H92ZM128 215V216H127ZM130 215H132V219H130L129 217H130ZM168 215V214H167ZM101 216V217H100ZM125 216L127 217V219L129 218L131 221H127V219L125 218ZM175 216V215H174ZM182 216V217H181ZM11 217V218H10ZM16 217V218H15ZM71 218H72V216H70ZM188 217H189V219L190 220H188ZM197 217V216H196ZM14 218V219H13ZM21 218V219H20ZM22 218H24V220L22 219ZM81 219V217H79L78 216V219ZM135 219V222L133 221L134 219ZM11 219V220H10ZM68 219H69V216H68ZM128 219V220H129ZM196 219L197 218H195L193 221H196ZM257 219L259 220V223H260V227H261V240H262V242H263V247H264V224H263V220H262V215L260 214V213H258V217H257ZM21 220H23V222H25V223H23ZM40 220H42V219H40ZM66 220V219H65ZM105 220V221H104ZM186 220H188V221H186ZM191 220V222L193 223V221ZM10 221V222H9ZM80 221V220H79ZM83 221V220H82ZM99 221V222H98ZM112 221V222H111ZM118 221V222H117ZM137 221V222H136ZM160 221L162 222L163 221V223H160ZM165 221V222H164ZM175 221H178V222H174ZM3 222V223H2ZM20 222H22V224L20 223ZM33 222H34V225H33ZM104 222V223H103ZM119 222L122 224V225H124V228L122 227V225L121 224H119ZM191 222H189V224L191 223ZM16 223V224H15ZM26 223H27V225H26ZM35 223H36V225H35ZM44 223V224H43ZM68 223V224H67ZM92 223V224H91ZM109 223H112L113 225L115 224V226H113L112 224L110 225ZM125 223V224H124ZM136 223H138V224H136ZM158 223V224H157ZM177 223H179V225H176ZM41 224V225H40ZM117 224V225H116ZM171 224V225H170ZM174 224L176 225V226H174ZM17 225V226H16ZM18 225H20V226H18ZM24 225H26V226H24ZM43 225V226H42ZM48 225V226H47ZM49 225H52V226H50L49 227ZM54 225H56L57 226V228L56 229H54L53 228V226ZM67 225V226H66ZM91 225H93V226H91ZM126 225V226H125ZM136 225H138V226H136ZM159 225V226H158ZM185 225V226H184ZM188 225V224H187ZM21 226L22 227H24V229H19V227L21 228ZM35 226H37L36 228H35ZM70 226V227H69ZM104 226H103V228H104ZM117 226V228H115ZM161 226H163V227H161ZM178 226V227H177ZM10 227V228H9ZM17 227H18V229H17ZM73 227V228H72ZM108 227H110V229L108 228ZM189 227V228H188ZM2 228V229H1ZM12 228V229H11ZM16 228V229H15ZM34 228H35V231H34ZM45 228H49V229H47L48 231H44V230H42V229H45ZM54 229V230H52V229ZM119 228V229H118ZM123 230H122V229ZM145 228V229H144ZM150 228V229H149ZM160 230H159V229ZM185 228V229H184ZM40 229H41V231H40ZM67 229V230H66ZM73 229V230H72ZM74 229H76V230H74ZM113 229V230H112ZM115 229H118V230H115ZM143 230V231H145V233L143 232V231H141V230ZM153 229V230H152ZM185 231H184V230ZM2 230V231H1ZM5 230V231H4ZM12 230H13V232H12ZM18 230H20V231H23L22 233L25 235H22L21 233H20V231L18 232ZM50 230H52V231H50ZM141 231V232H143V233H140V232H138V231ZM169 230V231H168ZM4 231V232H3ZM8 232V234H7V232ZM115 231V232H114ZM122 231H123V233H122ZM149 231V232H148ZM176 231V232H175ZM178 231V232H177ZM114 232V233H113ZM172 232H174V233H172ZM183 232V233H182ZM186 232V233H185ZM189 232V231H188ZM5 233L7 234V235H5ZM71 233H73V234H71ZM110 233L111 234H113V235H110ZM122 233V234H121ZM151 233V234H150ZM158 233H159V235H158ZM160 233H162V234H160ZM166 233V234H165ZM168 233H171V234H168ZM19 234H21L22 235V237H21V235H19ZM26 234H27V236H26ZM41 234V235H40ZM175 234H176V237H175ZM185 234H187V235H185ZM3 234H1L0 236L1 237H3L2 236ZM55 235V236H54ZM65 235V236H64ZM158 235V236H157ZM61 238H60V237ZM73 236V237H72ZM75 236V237H74ZM173 236V237H172ZM0 237V238H1ZM28 237H29V239H28ZM39 237H43V241H41L42 243H39L38 241H40V239L41 238H39ZM169 237V238H170ZM16 238V239H15ZM18 238H20L19 240H18ZM65 239V240H62V239ZM152 238V239H153ZM1 239H3V238H1ZM6 239V237L4 238V240H1V241H3V242H0V248H1V246H4V247H6V244H5V241L7 240H5ZM77 239V240H76ZM9 240V239H8ZM7 240V241H8ZM20 240H22V241H20ZM24 240H26L25 242H24ZM28 240H30V241H28ZM70 241V242H69ZM73 241V242H72ZM75 241H76V243H75ZM94 241V240H93ZM21 242V243H20ZM30 242V243H29ZM36 244H35V243ZM63 242V243H62ZM150 242H152V241H150ZM155 242V241H154ZM174 242V241H173ZM173 242H172V244H173ZM25 243H27L26 245H25ZM37 243H39V244H37ZM52 243V244H51ZM55 243V244H54ZM171 242H169V244H170ZM175 244H176V241L174 242ZM178 243V242H177ZM189 243V244H188ZM60 244V245H59ZM62 244V245H61ZM69 244V245H68ZM154 244V243H153ZM172 244H171V246H172ZM175 244H173V246L175 245ZM37 245V246H36ZM58 245V246H57ZM68 245V246H67ZM70 245H71V247H70ZM76 245V246H75ZM96 245V244H95ZM92 246V248H93V250L91 249V250H89V248H88V250H87V247H91ZM137 246V247H136ZM193 247H194V245H193ZM3 248V247H2ZM29 248V249H28ZM85 248V249H84ZM19 249V248H18ZM42 249L43 251H46V253H44L42 250V252L40 251V250ZM47 249V250H46ZM64 249V250H63ZM71 249V250H70ZM80 249H82L85 253H83V251L82 250H80ZM8 250V249H7ZM87 250V251H86ZM95 250V251H94ZM182 250V251H181ZM189 250V251H188ZM0 251H1V249H0ZM4 251V250H3ZM2 251V252H3ZM6 251V250H5ZM18 251V250H17ZM20 251V250H19ZM34 251V250H33ZM57 251V252H56ZM61 251V252H60ZM64 251H65V253H64ZM69 251V252H68ZM92 251H94V252H92ZM101 251H103V250H101ZM100 251V252H101ZM180 251V252H179ZM1 252V257H0V261H2V263L1 264H19L18 263V260L20 261V260H22L23 259V255L25 254V253H23V255H22V253L18 256V254H16V253H18V252H10V254H8L7 252H5V254H3ZM56 252V253H55ZM60 252V253H59ZM73 252V253H72ZM89 252V253H88ZM174 252V253H175ZM30 253V254H29ZM32 253H34V252H28L25 256V263L26 264H36L37 263V260H36V258L34 259L33 257L31 258V256H33V254ZM93 253H95V254H93ZM99 253V255L100 256H98V255H96V254H98ZM177 253H175V256L177 255ZM2 254H3V256H2ZM7 254V255H6ZM16 254V255H15ZM28 254H29V256H28ZM56 254V255H55ZM74 254V255H73ZM75 254H77V255H75ZM64 255V256H63ZM68 255V256H67ZM79 255V256H78ZM95 255H96V257H95ZM174 255V254H173ZM177 255V256H178ZM9 256V258H6V257H8ZM16 256V257H15ZM22 256V257H21ZM57 256V257H56ZM58 256H60V257H62V258H60V257H58ZM19 258V257H21L20 259H16V258ZM29 257V258H28ZM65 257V258H64ZM91 258V259H90ZM129 258V259H128ZM181 258V257H180ZM184 258V257H183ZM4 259V260H3ZM10 259H12V260H10ZM17 260V262L15 261V260ZM31 259V260H30ZM33 259V260H32ZM59 259V260H58ZM61 259V260H60ZM84 259V260H83ZM130 259L132 260V261H130ZM136 259V258H135ZM9 260V261H8ZM35 260H36V262H35ZM67 260V261H66ZM128 260V261H127ZM6 263H5V262ZM120 261V262H121ZM125 261L127 262V263H125ZM140 262V260H139V258H138V260H137V262ZM16 262V263H15ZM28 262V263H27ZM30 262V263H29ZM95 262V263H94ZM129 262V263H128ZM137 264V263H136Z\"/></svg>",
	"mask_w": 264,
	"mask_h": 264
},
{
	"label": "built area",
	"instance_id": "3",
	"mask_svg": "<svg viewBox=\"0 0 264 264\" xmlns=\"http://www.w3.org/2000/svg\"><path fill=\"white\" fill-rule=\"evenodd\" d=\"M263 67H264V34L262 35V37L260 38L256 46V49L253 55L251 71L254 72L255 70L262 69ZM228 91L230 92L229 89ZM239 96L240 95H234L235 98H238ZM234 106H235V115L237 119V131L241 133L243 140H244V129H243V122H242L241 114H240V106L237 105L236 103Z\"/></svg>",
	"mask_w": 264,
	"mask_h": 264
}]
</instances>
